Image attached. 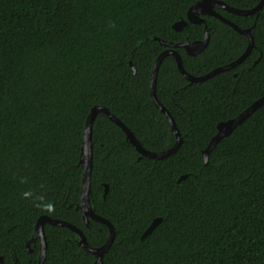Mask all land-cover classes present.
Listing matches in <instances>:
<instances>
[{
	"label": "trees",
	"instance_id": "obj_1",
	"mask_svg": "<svg viewBox=\"0 0 264 264\" xmlns=\"http://www.w3.org/2000/svg\"><path fill=\"white\" fill-rule=\"evenodd\" d=\"M196 1L0 0L3 264L36 263L38 241L31 251L25 244L40 215L79 227L92 247L105 243L108 226L85 223L77 207L86 115L103 105L145 149L173 145L169 122L149 94L150 73L165 48L158 39L201 38L202 24L172 27ZM223 1L241 9L259 2ZM220 11L250 28L254 47L238 65L199 82L185 79L172 55L163 57L155 89L182 138L173 153L140 156L107 115L94 118L89 203L115 232L105 264H264V103L216 143L206 164L202 157L217 123L264 95V4L249 15ZM207 21L202 52L176 47L196 76L233 61L248 43L219 19ZM156 217L161 221L141 239ZM44 233L42 264H94L68 227L45 223Z\"/></svg>",
	"mask_w": 264,
	"mask_h": 264
},
{
	"label": "water",
	"instance_id": "obj_2",
	"mask_svg": "<svg viewBox=\"0 0 264 264\" xmlns=\"http://www.w3.org/2000/svg\"><path fill=\"white\" fill-rule=\"evenodd\" d=\"M216 4H221L223 8H225L227 11L234 13V14L249 15L261 9V7L264 4V0H259V2L254 7L249 8V9H241V8H237L234 6H230L219 0H198L188 8L186 19H179L175 21L172 24V27L176 30H180L188 22H192V23L204 22V20L199 17V14H207V15L214 16L220 21L230 25L233 29H235L239 33L246 35V37L248 38V43L243 53L239 57H237L236 59H234L233 61L229 63L217 66L203 75L196 76V75L190 74L189 72L185 70L182 64L181 56L175 48L182 47L184 48L187 54L192 55V56L202 52L207 46L208 41H209V34L206 29V25H204L205 27L203 30L202 38L200 40L171 42L167 40L158 39L159 43L161 45L166 46V48L163 49L161 52H159V54L156 56L154 60L151 73H150L149 94H150V97L154 105L166 116L169 122L170 128H171V131L175 135V141L173 145L169 147L168 149L161 150V151H150L148 149H145L140 144V142L137 140V138L132 133V131L118 117L112 114L107 107L103 105H93L89 109L86 115V118H85V124H84V130H83V139H82V147H81V152L83 155L81 158L82 176H81L80 191H79V204L77 205V207L80 209L81 215L85 223H87L88 219L91 218L93 220L102 222L108 226L109 234H108L107 240L105 241L104 244H102L99 247H92L88 244L84 233L79 227L75 226L74 224L68 221L62 220V219L51 218L47 215H40L35 222L34 231L32 233L31 238L25 244L26 248L30 251L31 250L30 243L33 242L37 237L39 238L40 252H39V257H38L36 264H42L45 258V252H46V246H47L45 233H44L45 223L68 227L71 231H73L79 237V240H78L79 245L83 249H85L86 251L94 255L95 257L94 264H105L102 258L103 253L111 245L114 239L115 232H114V227L109 222V220L96 214L92 210L90 203H89L90 175H91V167H92L91 132H92V123L94 121V118L99 112H102L105 115H107V117L112 122H114L124 131L126 138L135 147V149L140 154V156H146V157L153 158V159H161L173 153L181 144L182 138H181L180 132L170 112L157 98L156 89H155L157 70H158L159 64L161 60L163 59V57L166 55H172L175 58L176 66L179 72L183 75V77L187 79L189 82H199V81H203L213 76L214 74L218 72L231 69L234 66L238 65L246 58V56L250 53V51L254 47V41H253V38L250 32V28H240L238 25H236L229 19L223 17L221 14H219L213 9V6ZM129 63L132 68V73L133 75H135L136 68L132 64L131 61H129ZM263 103H264V95L259 97L255 101H253L248 107L242 110L235 117H232V118H229L227 120L220 121L217 123L216 133L211 137L206 147L202 150V157H203L204 164L208 162V154L213 149V147L216 145V143L221 138L227 136L237 125L242 123L243 120L251 112H253L256 108L260 107ZM186 176H187L186 174L181 175L177 181L184 179ZM106 191H107V185L105 184L103 195H105ZM160 221H161V217L154 218L151 221V223L148 225V227L145 229V231L142 233L141 239L144 238L146 235H148ZM2 262H3V259H2V256H0V264H2Z\"/></svg>",
	"mask_w": 264,
	"mask_h": 264
},
{
	"label": "flooded vegetation",
	"instance_id": "obj_3",
	"mask_svg": "<svg viewBox=\"0 0 264 264\" xmlns=\"http://www.w3.org/2000/svg\"><path fill=\"white\" fill-rule=\"evenodd\" d=\"M219 1H222V2H224V3H226V4H228L227 2H225V1H223V0H219ZM228 5H230V4H228ZM230 6H232V5H230ZM238 8V7H237ZM213 9L216 11V12H218L219 14H221L223 17H225V18H227V19H229L230 21H232L230 18H228V17H226L225 15H223L222 13H221V11L220 10H223V11H227L225 8H223L222 6H221V4H216V5H214L213 6ZM188 10V9H187ZM227 12H229V11H227ZM229 13H231V12H229ZM186 15H187V11H186ZM186 15H185V18H180V19H186ZM208 16H211V15H207V14H199V17L200 18H202L203 20H204V22H201V23H198V24H202L203 25V30H204V25H206V29L208 28V21H207V17ZM212 17H214V16H212ZM233 22V21H232ZM192 23V22H191ZM234 23V22H233ZM248 28V27H247ZM203 30H202V34H203ZM207 31H208V29H207ZM209 34V33H208ZM201 38H202V36H201ZM201 38H199V39H195V40H200ZM165 48H166V46H165ZM164 48V49H165ZM176 49V48H175ZM162 51V50H161ZM160 51V52H161ZM178 52V51H177ZM189 55V54H188ZM197 55V54H196ZM192 56V55H191ZM195 56V55H194ZM35 241H38V246H39V252H40V242H39V238L37 237L33 242H31V243H33L34 244V242ZM31 251V250H30ZM1 256V255H0ZM38 257H39V253H38V256H37V260H38ZM37 262V261H36ZM2 264H3V262H2ZM36 264V263H35Z\"/></svg>",
	"mask_w": 264,
	"mask_h": 264
}]
</instances>
